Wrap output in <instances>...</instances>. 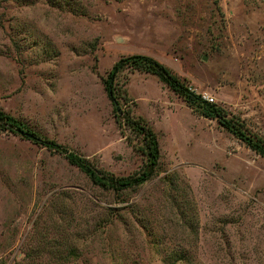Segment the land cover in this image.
<instances>
[{"label": "rangeland", "instance_id": "1", "mask_svg": "<svg viewBox=\"0 0 264 264\" xmlns=\"http://www.w3.org/2000/svg\"><path fill=\"white\" fill-rule=\"evenodd\" d=\"M154 58L264 138V0H0V108L116 177L144 157L104 82ZM157 135L153 177L120 193L0 131V264H264V158L149 74L113 79Z\"/></svg>", "mask_w": 264, "mask_h": 264}, {"label": "trees", "instance_id": "2", "mask_svg": "<svg viewBox=\"0 0 264 264\" xmlns=\"http://www.w3.org/2000/svg\"><path fill=\"white\" fill-rule=\"evenodd\" d=\"M137 71L154 76L158 82L177 96L187 108L195 115L207 120L215 121L220 128L233 136L240 143L256 155L264 158V138L252 133L240 118L231 115L224 107L205 100L200 94L195 93L184 81L172 71L155 60L145 55H132L120 59L111 69L104 87L111 102L119 105V97L113 87V79L123 70ZM114 106V105H113ZM114 114L119 128L124 133L129 132L127 141L132 148L144 157V165L140 172L127 177H116L95 167L89 160L66 151L65 148L47 140L39 138L23 123L7 114L0 108V131L19 132L34 143L55 150L65 155L70 165L82 172L89 181L102 190L120 193L137 188L148 182L155 174L160 159V149L157 135L152 127L141 117H136L130 110L119 111L114 107Z\"/></svg>", "mask_w": 264, "mask_h": 264}, {"label": "water", "instance_id": "3", "mask_svg": "<svg viewBox=\"0 0 264 264\" xmlns=\"http://www.w3.org/2000/svg\"><path fill=\"white\" fill-rule=\"evenodd\" d=\"M112 103H113L114 107L119 111V105L117 104V102L113 101Z\"/></svg>", "mask_w": 264, "mask_h": 264}, {"label": "built area", "instance_id": "4", "mask_svg": "<svg viewBox=\"0 0 264 264\" xmlns=\"http://www.w3.org/2000/svg\"><path fill=\"white\" fill-rule=\"evenodd\" d=\"M205 100L209 101V102H212L213 103V100L212 99H209L207 97H203Z\"/></svg>", "mask_w": 264, "mask_h": 264}]
</instances>
